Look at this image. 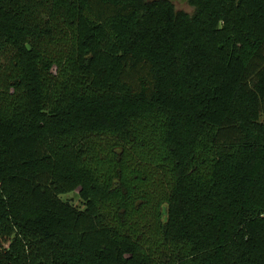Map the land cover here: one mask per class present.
<instances>
[{"label":"trees","instance_id":"1","mask_svg":"<svg viewBox=\"0 0 264 264\" xmlns=\"http://www.w3.org/2000/svg\"><path fill=\"white\" fill-rule=\"evenodd\" d=\"M188 4L0 0V264H264V0Z\"/></svg>","mask_w":264,"mask_h":264},{"label":"rangeland","instance_id":"2","mask_svg":"<svg viewBox=\"0 0 264 264\" xmlns=\"http://www.w3.org/2000/svg\"><path fill=\"white\" fill-rule=\"evenodd\" d=\"M177 10H182L187 14H191L193 9L189 6L188 0H170ZM63 201H68L74 206L81 208V201L76 193H70L61 197Z\"/></svg>","mask_w":264,"mask_h":264}]
</instances>
